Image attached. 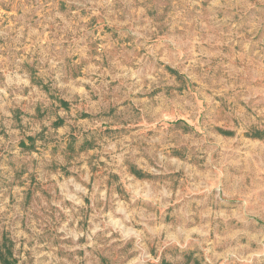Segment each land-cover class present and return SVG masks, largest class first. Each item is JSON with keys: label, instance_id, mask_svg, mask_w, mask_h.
<instances>
[{"label": "rangeland", "instance_id": "1", "mask_svg": "<svg viewBox=\"0 0 264 264\" xmlns=\"http://www.w3.org/2000/svg\"><path fill=\"white\" fill-rule=\"evenodd\" d=\"M2 237L16 264H264V0H0Z\"/></svg>", "mask_w": 264, "mask_h": 264}, {"label": "trees", "instance_id": "2", "mask_svg": "<svg viewBox=\"0 0 264 264\" xmlns=\"http://www.w3.org/2000/svg\"><path fill=\"white\" fill-rule=\"evenodd\" d=\"M62 106L67 107V103L63 100L60 101ZM62 124L61 120H57L55 122L56 126H59ZM224 134L230 135L232 134V132L230 131H222ZM256 137H260L259 133H256V135H254ZM28 139L32 140V137H28ZM21 144H24L23 142H21ZM134 174L139 177L142 178L144 177V173H142L141 171H135ZM0 264H16V260L13 257V252H12V243L9 239H7L6 237H2V239L0 240ZM160 264H173L165 259H162Z\"/></svg>", "mask_w": 264, "mask_h": 264}]
</instances>
